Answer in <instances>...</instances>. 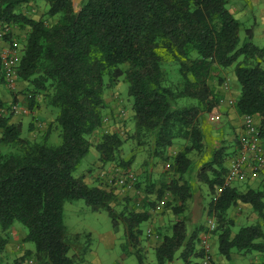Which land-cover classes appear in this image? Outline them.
<instances>
[{
    "label": "trees",
    "instance_id": "1",
    "mask_svg": "<svg viewBox=\"0 0 264 264\" xmlns=\"http://www.w3.org/2000/svg\"><path fill=\"white\" fill-rule=\"evenodd\" d=\"M33 1L0 0V23L29 27L19 48L16 80L30 85L31 93L25 96L30 108L39 93L56 108L60 140L47 141L49 126L40 140L23 137L21 121L11 120L17 93H12L10 103L0 98V145L13 146L0 151V249L8 241V229L18 221L26 228L24 240L33 244L24 255L31 254L36 264H76L77 252L69 251L78 234L70 238L63 221V205L73 199L107 211L113 230L120 218L125 246L136 245L138 225L147 212H116L110 205L112 187L89 185L83 174H73L91 147L89 135L102 123L103 91L122 75L133 138L139 144L150 140L158 156L175 140L185 141L169 162L177 174L166 186L175 219L170 233L153 248V264L175 257L181 264H202L199 230L187 231L185 211L193 190L185 174L193 170L188 153L205 146L201 114H220L222 97L208 78L215 67L232 66L239 86L234 101L238 114H254L264 123V46L252 43L250 27L243 28L247 39L239 43L242 22L230 12L227 0H81L77 8L72 0H43L46 18L53 20L48 25L46 19L17 11L18 5ZM168 58L177 67L175 83L163 71ZM2 73L0 61V83L5 82ZM121 144L117 133L103 132L95 144L98 160H113ZM231 153L221 144L195 169L197 180L213 194L208 200V215L215 221L211 237L216 233L217 250L226 259L233 249L257 251L263 257L247 264H264V174L258 187L244 191L225 184ZM238 202L249 204L258 219L232 233L234 221L227 210ZM136 255L142 264L140 253Z\"/></svg>",
    "mask_w": 264,
    "mask_h": 264
},
{
    "label": "rangeland",
    "instance_id": "2",
    "mask_svg": "<svg viewBox=\"0 0 264 264\" xmlns=\"http://www.w3.org/2000/svg\"><path fill=\"white\" fill-rule=\"evenodd\" d=\"M245 1V0H241ZM77 8L81 0H72ZM17 11L33 19H46L47 25L53 20L46 18V4L43 0H36L30 3L20 4ZM242 22L240 29V44L247 39L243 28L252 29L251 41L257 46H264V15H261L260 9L247 12L244 17H240ZM4 27L7 30L4 31ZM29 27L27 25H8L0 23V52L3 51L12 41H16L20 47L25 42V36ZM7 35L8 38H4ZM4 43V44H2ZM5 45V46H3ZM19 47V48H20ZM21 49V48H20ZM17 52V59L21 55V50ZM175 63L167 59L164 63L165 77L168 81L175 83L178 81ZM208 83L213 86L224 99L220 102V114L208 116L201 114V126L204 133V149L201 152L192 150L188 153L193 161V170L185 174V178L192 186L193 195L189 199L187 210L185 211L187 221V231L191 233L198 229L199 234L205 229L208 215V203L213 194L209 192L207 186L199 182L195 176V169L201 163L210 158L211 152L220 147L221 144L227 147V150L234 147V136L236 125L240 121L235 107V99L238 95L239 86L235 78L233 68L215 67L208 78ZM30 85L23 80L17 79L14 86L10 87L4 82L0 87V98L7 94L8 98L4 100L10 103L12 93H17V100L21 106L27 107L26 112L12 113L11 120L21 121L23 129L22 136L33 140H40L43 133L49 126L48 142L56 144L60 140L59 130L55 122L56 108L47 104V99L42 94L34 96V105L29 107V100L25 96L31 91ZM103 98L106 106L100 110L102 119L101 125L89 135L91 147L88 153L80 160L73 174L78 176L83 174L85 181L89 185L106 187L101 183L100 173L105 175L112 174L116 169L129 170L134 174L133 181L123 183L121 186L113 187V198L110 202L116 212H122L124 215L131 211H145L147 218L139 223L136 245L125 246V235L123 232V222L119 218L118 228L112 229L111 218L107 211L92 210L85 204L83 199H73L66 201L63 205V221L67 228L70 238L75 233L78 234L77 242L73 244L72 251L77 252L79 258L76 264H139L136 253H140L142 264H153L155 261L154 246L157 245L162 235L170 233V225L175 216L172 214L169 203H171L170 191L166 189L171 178L177 177V174L169 168L171 157L183 147V140L175 142L167 148L162 156L154 155L151 151V142L147 140L139 144L132 136L134 129L132 109L130 98L127 94V82L121 75L115 83L103 91ZM30 99V98H29ZM229 99L233 102H229ZM182 101V100H180ZM37 103V104H36ZM108 131L117 133L122 144L113 160L101 162L98 160V154L95 150V144L99 141L103 132ZM10 145H0V151L12 149ZM97 155V156H96ZM167 156L166 158H164ZM130 160L127 166L122 162ZM262 175L257 174L253 179L235 181L232 183L239 191H244L248 187H258ZM160 191V195L158 192ZM238 202L229 207L227 216L232 218L234 225L232 233L245 224L257 221V215L252 208L242 205ZM121 215V214H120ZM13 226L17 232L26 234V228L18 221H14ZM148 229L150 230L148 232ZM211 243V263L210 264H247L252 260H259L263 254L257 251L239 252L233 249L229 259H226L217 250L216 233H212ZM8 237V234H7ZM9 240V239H8ZM28 246L33 248V244L22 239ZM8 243V241H7ZM6 243V244H7ZM10 243V242H9ZM13 243L17 242H12ZM0 249V264H18L22 259L25 264L31 254L17 256L13 251L6 250L7 245ZM10 245V244H9ZM197 247L200 244L197 242ZM27 249L25 250V252ZM24 252V253H25ZM202 261L201 259L199 260ZM34 264L35 261H34ZM165 264H181V260L175 257L173 261Z\"/></svg>",
    "mask_w": 264,
    "mask_h": 264
},
{
    "label": "built area",
    "instance_id": "3",
    "mask_svg": "<svg viewBox=\"0 0 264 264\" xmlns=\"http://www.w3.org/2000/svg\"><path fill=\"white\" fill-rule=\"evenodd\" d=\"M7 27H4V31ZM2 33L0 32V35ZM19 44L12 41L3 51L0 52L3 79L6 85L13 87L16 82V62ZM29 96V95H28ZM224 102V99L220 100ZM229 102H233L229 99ZM13 113L26 112L27 107L21 106L18 102L10 106ZM107 118L104 117L103 120ZM235 143L231 149L232 153L227 159L225 184L235 181L253 179L257 174H264V123H260L254 114L240 115V121L236 125ZM101 182L107 187L121 186L123 183L133 181L134 174L129 170L116 169L112 174L100 173ZM215 227V221L208 217L206 229L200 233L199 244L203 250L202 264H210L211 259V231ZM150 230L148 229V232ZM27 264H34L29 258Z\"/></svg>",
    "mask_w": 264,
    "mask_h": 264
},
{
    "label": "crops",
    "instance_id": "4",
    "mask_svg": "<svg viewBox=\"0 0 264 264\" xmlns=\"http://www.w3.org/2000/svg\"><path fill=\"white\" fill-rule=\"evenodd\" d=\"M227 6L228 9L230 10V12L236 17V18H240V17H244L247 12H251L253 10H259L261 12V15H264V0H245V1H241V0H227ZM4 44V43H2ZM5 46V45H3ZM4 85V83H0V87L2 88ZM8 95L5 94L4 96L1 97L2 100H6L8 97ZM97 156V155H96ZM86 178L84 177V180ZM242 205H247V203H241ZM25 234L23 232H17V230H15V227L13 226V224L11 225V227L8 229V247H6V250L10 251L11 250V246H13V251L17 254V256H22L27 249H32L30 246H28L26 244L25 241H23L22 239L24 238ZM10 242V243H9ZM12 242H17V243H13L11 245ZM6 244V245H7ZM10 244V245H9ZM12 251V250H11ZM18 264H25L23 262L22 259L19 260Z\"/></svg>",
    "mask_w": 264,
    "mask_h": 264
}]
</instances>
